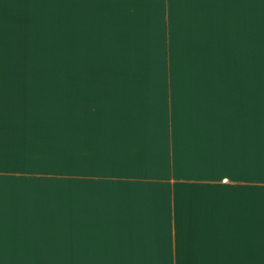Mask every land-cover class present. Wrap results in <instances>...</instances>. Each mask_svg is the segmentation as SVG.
Returning <instances> with one entry per match:
<instances>
[{"label": "crops", "instance_id": "obj_1", "mask_svg": "<svg viewBox=\"0 0 264 264\" xmlns=\"http://www.w3.org/2000/svg\"><path fill=\"white\" fill-rule=\"evenodd\" d=\"M68 3L75 18L72 25L82 26L87 34L77 40L80 54L73 53V57L83 58L85 65L76 71L83 75L244 72L251 58L245 49V35L264 32L260 28L264 14L256 23L258 27L253 26L257 15L264 13V0ZM28 4V0H0V264H73L75 249L82 255V264H176V173L193 174L202 165L209 175L217 176L219 156L227 155L219 152V140L224 135L223 130L219 133L216 115L211 105L203 106L207 100L216 103V92L212 95L208 84L107 82L92 77L87 82L68 84L66 100H81L77 105L81 112L76 117L82 124L74 132L67 126V156L69 145L76 143L72 158L81 161V170L93 181L144 185L156 183L151 177L160 171L161 177H170L161 180L170 216L164 202L159 213L163 224H170L171 237L162 242L120 237L83 242L81 246L59 241L57 187L41 173L46 157L41 154L38 160L39 153L32 150L48 135L46 132L51 137L56 127V69L26 67V58H44L52 51L51 34L42 37L36 30ZM89 26L97 27V31L89 33ZM125 59L130 64L122 70L115 63ZM70 104L74 105L67 106ZM73 113L74 108L67 112L66 125ZM226 145L222 142L221 149ZM202 148L204 151L199 152ZM27 168H34V173L29 174L32 172ZM222 183L229 180L224 178ZM110 193L105 190V197L97 196L100 199L92 201L97 203L93 206L90 200L83 202L82 222L83 226L92 225L91 235L111 233L104 231L107 204H101L116 196ZM120 195L122 199L132 198L123 192ZM136 201H129L130 215L137 208L133 204ZM143 222L128 232L114 228L113 233L147 234ZM65 231L62 233L70 234L69 229Z\"/></svg>", "mask_w": 264, "mask_h": 264}, {"label": "trees", "instance_id": "obj_2", "mask_svg": "<svg viewBox=\"0 0 264 264\" xmlns=\"http://www.w3.org/2000/svg\"><path fill=\"white\" fill-rule=\"evenodd\" d=\"M28 2V8L32 6L33 15L47 4L57 3L62 11L66 13L68 24L67 21L60 19V24L42 23L37 26L51 27L52 29L53 27L66 26V33H71L73 39V48L75 51L76 49L79 50L78 45H76L77 40L83 35L86 37L87 34L85 30L83 31L82 26L72 25L75 18L72 17L73 11L70 9L69 12L68 10V0H28ZM255 4L251 3V5ZM263 14H252L257 15L253 26L258 27L256 23L260 22L259 19H261ZM251 19L253 20V16H251ZM69 26H72V29ZM62 28L60 32L65 33L64 27ZM96 28L89 26L87 30H91L89 33H92L97 31ZM260 28L264 30V26ZM49 32L51 34V30ZM62 40L64 39L60 38V43ZM57 50L59 48H56V41L52 40L51 58L49 56H47V59L41 60L37 57L26 58V67L27 69L36 67H53L56 69L54 74L57 82L55 83L58 116L56 127L52 128L51 137L46 132L48 135L43 137L40 143L37 142L38 145H34L32 150L39 153L37 156L38 160L41 158V154L46 157L47 160L42 163V168H40L41 173L46 176L51 185L57 187L58 201L56 202V210L59 234L64 236L65 233L62 232L73 229L75 233L85 230L90 232L87 234L83 233L85 236L91 235L92 225L83 226L82 222L83 202L87 204L90 200L89 203L93 206L97 203L92 201L105 197V190H107L111 191V195H116L110 201L101 202L103 205L107 204L104 215L107 218L104 231L111 232L109 233L111 234L108 237L109 240H120V237H122V240L127 241L147 240L158 242L160 241L158 236H156L158 233L165 234L162 237L164 241L169 240V237H171V233L168 232L170 224H163L162 215L159 211H162V203L164 202L163 205L166 204L167 208L166 214H169V200L166 199L165 194H162L164 186L161 180H169L171 179L170 177H161L160 171L151 177L153 181L156 180V183L144 185L139 182L130 184L126 182H108L106 180L93 181L87 178L86 172L81 170V161L79 162L72 158L74 156L73 152H76V143L74 147L71 144L69 145V156H67V126L70 132L78 131L82 122H77L76 117V114L81 112L77 106L80 105L81 100L79 101L75 98L73 101L67 102L66 86L88 80H86V75L83 76L82 74V77H80L79 74H73L75 72H72L71 69L64 68L61 63L65 60L55 59L53 64V56L54 54L57 55L55 53ZM68 52H70V49ZM76 53L80 54L78 51ZM253 55L256 56L257 53ZM65 66H67V60ZM65 74L68 75L67 78ZM115 75H117L118 81L114 80ZM27 76H29L28 73ZM93 78L107 82H124L125 74H93ZM215 89L218 90L217 84ZM67 103H73L74 105L70 104L67 106ZM217 103L218 100H216V103L213 101L210 103L208 100L203 101L204 107L209 108V105H211L218 121L219 133L223 130L222 135L224 136L221 137L223 140H219V152H227L225 153L227 155L219 156L218 170H215L219 176L209 175V171H205L202 165L193 174H185L182 171L176 173L177 175L175 176L177 180L174 183L176 264H264V147L260 145V142L262 144L264 142V110L257 109L258 101L250 103L251 115H253L251 124L253 132L249 134L248 127L245 129V104L249 105V103L241 100V110L240 107L236 108V104L228 105V101L227 107ZM67 107H70V110ZM71 108H74V116L72 114L73 118L71 116L68 120V125H66L67 112H70ZM229 116L231 117L230 121L225 119ZM238 118H240L241 125L234 127L232 123ZM79 124L80 127H78ZM256 131L259 134L257 138L255 137ZM201 141L203 144V140ZM73 142L75 141L73 140ZM222 142L227 143L224 150L221 149ZM201 151H204V148L199 152ZM33 155L34 153L31 154V156ZM27 171L32 172L29 174H33L34 168H27ZM224 178H227L229 183H222ZM183 180L205 182L203 184H190L184 183ZM210 181L217 182L209 183ZM102 190L104 191L103 195L101 193ZM120 192L126 193L127 197L130 195L132 198L122 199ZM99 195L101 197L96 198ZM168 196H170V190ZM133 199L138 200L133 203L137 204L134 205L137 208L130 215L129 201ZM146 199H148L147 202ZM119 208H122L123 212H116ZM141 221H144L143 226L148 228L147 234L113 233L114 228L128 232L136 223ZM168 221L170 223V219ZM75 236L80 237V235ZM85 236L84 238L87 239ZM93 236L91 235V238ZM169 264H172V261H169Z\"/></svg>", "mask_w": 264, "mask_h": 264}, {"label": "rangeland", "instance_id": "obj_3", "mask_svg": "<svg viewBox=\"0 0 264 264\" xmlns=\"http://www.w3.org/2000/svg\"><path fill=\"white\" fill-rule=\"evenodd\" d=\"M31 5V4H30ZM66 13L62 11L60 6L57 3H50L47 4L45 7H43L40 11V13L34 14L30 21L31 23L36 26L40 25L42 23H59L60 24V19H63L67 21V17L65 16ZM65 27L66 26H62ZM62 27H35L36 30L41 34V36H45L49 38L51 30V41L55 40L56 41V48L57 55L54 54L53 58V64L55 63L56 60H65L61 64L63 67L66 69H72L75 73L73 74H79L80 77H82L81 72H77L82 67L85 65L83 62V58L80 57H73V51L75 49L73 48V39L71 37V33L68 32L66 33H61ZM70 27V26H69ZM72 27V26H71ZM70 27V28H71ZM103 28V27H102ZM72 29V28H71ZM40 30V31H39ZM97 30V28H96ZM70 36V40H69ZM252 37V39H250ZM60 38L64 39L60 43ZM245 39H248V43L245 44V49L246 51L248 50L249 55H251L250 58V63H249V68H247V71L244 72H229V73H186V74H176V73H171V74H127L125 75V80L124 81H131V82H141V81H151V82H170L171 84L173 83H189V84H208L210 85V92L212 95L214 92H216V97L218 100L217 104L223 105L227 107L229 104H236V108L240 107L241 110V100L245 103H249V105L245 104V129L249 130V134L253 132V128L251 127L252 121H253V115H251V107L250 103H255L258 101V110H264V32H249V34L245 35ZM70 49V52H68ZM64 52V53H62ZM260 52V53H258ZM70 53V56L68 54ZM254 53H257V55H253ZM75 56V55H74ZM47 59V57H44ZM44 58H40L44 59ZM51 58V56H49ZM66 60H67V66L66 65ZM52 61V60H51ZM118 67L121 66L122 70H127L128 68L125 67L130 64V61L128 59H125L120 62L115 63ZM62 67V66H61ZM125 67V68H124ZM84 76V75H83ZM65 77L67 78L68 75L65 74ZM93 78V75H90L89 73L86 75V80L89 81L90 78ZM117 75H115L114 80H117ZM93 80H95L93 78ZM83 81V80H81ZM87 82V81H86ZM216 84L218 85V90L215 89ZM228 101V105H227ZM261 118V117H260ZM219 119V118H218ZM228 121L231 120V117L229 116ZM220 123V122H219ZM240 123V124H238ZM233 126L238 127L241 125L240 118L238 120L233 121ZM235 131V130H233ZM246 133V130H245ZM255 137L257 138L259 134L257 131L255 132ZM264 144V142H263ZM262 142H260V145L264 147ZM252 157V155L250 154ZM70 234H62L58 235V240L59 241H68L69 243H73L74 245H79L81 246L83 242H105L108 239L109 233L106 234H97L94 235L91 238V235L85 236L83 232L75 233L70 229L68 231ZM75 235H80V237L75 236ZM165 234L158 233L156 236H158V240L161 242L164 241L162 238ZM87 237V239L84 238ZM124 236H129V235H124ZM170 238V237H169ZM130 240V239H128ZM76 255H74L73 258V264H82L84 260H81L82 255L79 253V249L74 251ZM72 258V257H70ZM72 261V260H70ZM69 262V260H67Z\"/></svg>", "mask_w": 264, "mask_h": 264}]
</instances>
